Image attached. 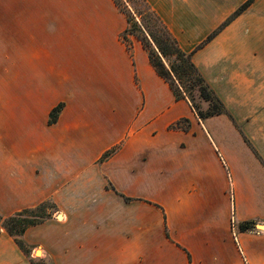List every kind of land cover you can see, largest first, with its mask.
I'll list each match as a JSON object with an SVG mask.
<instances>
[{
    "label": "crops",
    "instance_id": "0c3cea01",
    "mask_svg": "<svg viewBox=\"0 0 264 264\" xmlns=\"http://www.w3.org/2000/svg\"><path fill=\"white\" fill-rule=\"evenodd\" d=\"M59 1L0 0V22L13 23V37L31 36ZM218 1L226 11L196 31L191 46L169 28L184 51L245 0ZM132 40L133 59L120 42L114 50L99 44L82 55V68L68 69L65 52L39 45L42 51L17 64L30 109L11 111L16 140L4 142L0 134V214L53 200L61 219L23 234L53 264H263L264 229L235 231L230 206L236 221L264 220V166L256 155L264 160V0H253L192 53L231 118L199 119L188 101L174 99ZM60 102L58 119L48 124ZM181 118L188 130L169 128ZM121 139L108 160L94 164ZM144 199L163 208L161 221H150ZM0 256L9 264L29 262L3 228Z\"/></svg>",
    "mask_w": 264,
    "mask_h": 264
},
{
    "label": "rangeland",
    "instance_id": "374dc122",
    "mask_svg": "<svg viewBox=\"0 0 264 264\" xmlns=\"http://www.w3.org/2000/svg\"><path fill=\"white\" fill-rule=\"evenodd\" d=\"M121 1L123 4H126L125 0ZM148 1L160 14L169 28H173L188 46L198 41L195 37L197 32L201 33L214 24L211 17L214 15H217V17L222 15L228 7L224 3L220 4L218 0L215 4V0ZM236 8L237 7L225 18H222V20L216 23L214 27H211L207 36L215 29L219 28ZM1 9L2 8H0V10ZM124 23V15L115 6L113 0H62L61 2L54 3L52 6V19L47 22L35 23L36 32L31 36L13 37L11 32L13 23L0 22V111L3 112L0 113V134L2 136V141L11 142L12 140H16L17 137L11 124L13 119L11 111H29L30 109V102L28 101L29 84L27 80L22 81L23 75L19 74L17 64L23 62L27 63L33 58L30 57V55L38 54L39 51H42L37 46L45 45L46 47L49 46V48H53L54 51L66 53V68H82L84 65V62H82V55L86 50L98 47L99 44L102 48H112V50H114L120 42L126 49V45L119 37ZM2 27H4L5 32H2ZM207 36H204L199 42H202ZM130 42L132 55L129 54L127 49L126 51L133 59L132 38ZM27 73V70H25V79L28 78ZM19 78L21 81H19ZM134 80H136L135 63ZM194 101L203 110L206 109V103L200 101L197 96L194 97ZM20 115L24 116L25 114ZM39 115L41 114H38V116ZM16 116H18V114ZM96 126L98 127V124ZM97 129L99 130V128ZM69 138L75 141L77 138L76 132L70 133ZM122 142L123 139L109 145L104 149L100 157L94 161V164L99 165L103 161L108 160V158L120 148ZM107 152L109 154L104 158L103 154ZM104 185L107 189L114 188L107 180L104 181ZM229 194H231L230 188ZM144 201L149 203L150 221H161L163 208L149 199H144ZM230 202L232 201L230 200ZM52 209V207L49 209L50 213L53 212ZM51 214V217H55L57 220L61 219V212L58 209ZM255 221L256 223L254 225L261 224L264 226V220L262 218H257ZM230 225H236V220L232 219V203L230 206ZM263 229V227L254 226L250 231ZM235 231H237V229ZM3 246V250L8 247L6 243H4ZM36 249H38L37 253L34 252ZM15 252L19 253L17 250ZM185 254L187 255V250L185 247H182V257ZM13 256L16 257V255ZM20 257L22 260L23 257ZM30 257L36 264H52L53 262L52 259L43 252L40 246H35L31 250ZM2 258L3 257L0 256V264H9L6 259ZM10 259L15 260V258ZM16 259L20 262L18 257H16ZM29 262L26 264H31V262Z\"/></svg>",
    "mask_w": 264,
    "mask_h": 264
},
{
    "label": "trees",
    "instance_id": "16d2710c",
    "mask_svg": "<svg viewBox=\"0 0 264 264\" xmlns=\"http://www.w3.org/2000/svg\"><path fill=\"white\" fill-rule=\"evenodd\" d=\"M113 2L126 20V26L120 32L119 37L126 45L127 51L132 55L130 42L132 37L140 42L147 54L150 65L168 84L175 100L188 101L201 120L219 114H225L231 118L224 103L207 83L191 57L193 51L210 40L225 25L244 11L253 0H245L240 4L219 28L215 29L190 52H186L180 47L177 38L148 0H125L126 4H123L121 0H113ZM195 96L206 103V109L203 110L195 103ZM62 107L63 103H58L50 110L47 120L48 124L56 122ZM189 126V120L181 118L172 123L170 128L188 130ZM248 144L250 145L249 142ZM107 154L109 153L103 154L104 158L108 156ZM256 155L264 166V160L257 153ZM123 198L126 201L132 200L129 197L123 196ZM51 207L53 212L57 210L54 202L47 199L35 206L22 208L7 216L0 214V228H3L12 238L31 264H36L30 257L31 250L34 247L25 241L23 234L27 228L49 219L52 215L51 213H53L49 211ZM255 223L254 219L241 220L236 221L235 227L238 231L244 232L253 229ZM165 230L166 236L169 237L166 226ZM187 257L190 260L188 252Z\"/></svg>",
    "mask_w": 264,
    "mask_h": 264
},
{
    "label": "water",
    "instance_id": "95a60500",
    "mask_svg": "<svg viewBox=\"0 0 264 264\" xmlns=\"http://www.w3.org/2000/svg\"><path fill=\"white\" fill-rule=\"evenodd\" d=\"M255 226H261V227H264L263 225H261V224H256ZM38 249H36L34 252H36Z\"/></svg>",
    "mask_w": 264,
    "mask_h": 264
},
{
    "label": "bare ground",
    "instance_id": "6f19581e",
    "mask_svg": "<svg viewBox=\"0 0 264 264\" xmlns=\"http://www.w3.org/2000/svg\"><path fill=\"white\" fill-rule=\"evenodd\" d=\"M261 227V226H260ZM36 253H37V251H36ZM39 253V252H38Z\"/></svg>",
    "mask_w": 264,
    "mask_h": 264
}]
</instances>
